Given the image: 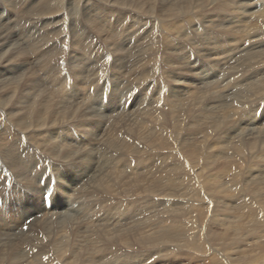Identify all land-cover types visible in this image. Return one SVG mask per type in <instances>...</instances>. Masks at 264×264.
Wrapping results in <instances>:
<instances>
[{
	"label": "bare ground",
	"instance_id": "6f19581e",
	"mask_svg": "<svg viewBox=\"0 0 264 264\" xmlns=\"http://www.w3.org/2000/svg\"><path fill=\"white\" fill-rule=\"evenodd\" d=\"M0 3V196L16 203L14 218L3 220L0 216V264H65L61 260L65 256L67 264H172L180 257L199 261L208 249H213L212 255L219 260L216 264H240V246L245 238L253 237L252 226L258 223L251 214L264 209V114L260 119L256 117L264 100V0ZM128 14L132 16V26L142 24L143 17L158 26L141 32V28L130 29V24H118L117 28L111 24L113 18L123 19ZM68 24L75 37L73 52L66 50ZM86 24L91 30L95 27L97 36H105L106 43L112 46L119 76L117 71L106 70L103 74L100 69L104 68L99 67L102 64L92 61L98 60L97 56H88L84 39L89 36L80 39L79 33ZM248 31L253 37L245 40ZM132 36L134 45L130 44ZM220 36L226 37V42L220 41ZM237 41V46L247 50L228 72L244 80L236 84L238 77L229 81L232 75L222 71L219 81L202 86L203 79L194 73H219L228 63L229 54L238 49ZM251 41L252 47L248 48ZM189 48L205 57L211 69L191 61ZM26 50L30 52L26 54ZM65 54L69 55L72 74L62 72L60 61ZM28 66L46 74L36 77L34 72L24 73ZM127 71L140 85L162 76L149 88L137 86L138 95L129 96L134 103L145 104L141 112L134 110L133 102L128 105L126 94L114 92ZM166 82L171 86L169 96H157L158 91H166ZM119 99L122 107L132 110L131 115L108 119L105 113L110 108V113L116 112L118 103L111 104ZM95 100L101 106V115L89 103L84 104ZM165 108H171L173 113L169 115ZM154 136H161V141L148 147ZM166 149L182 160L179 165H170L179 162L173 158L160 165L159 158L137 173L129 174L126 169L125 156L139 157ZM109 153L114 156L111 158ZM111 162L123 166L118 174ZM208 168V174L215 177L216 191L221 193L218 178L228 177L234 194V199L227 197L225 209L219 208L224 217L209 215L208 220L231 226L230 230L204 231L202 243L198 240L201 231L195 228L188 236V230H176L181 238H173L170 218L176 213L190 214L188 205L176 204L187 200L171 202L175 199L173 187L188 173L203 174ZM169 171L173 174L165 175ZM46 173L55 177L59 196L50 211L45 210L39 187ZM248 176L254 177L250 181L262 179L249 183ZM21 189L27 194L19 196ZM260 192L261 199L255 196ZM196 194V190H189L184 197ZM142 195L166 201L141 202L137 214L128 217L132 207L126 198ZM75 202L78 206L71 209ZM216 207L214 201L207 206L208 210ZM229 213L234 220H246L247 225L238 221L241 226H235L234 220L229 221ZM259 216V224H264V218ZM30 218L32 221L23 231L21 227ZM187 224L196 223L189 220ZM60 231L66 235L59 248L40 252L44 238ZM260 238L263 237L252 239ZM261 249L264 252V246ZM121 251L130 253L124 255ZM224 252L229 257H224ZM172 255L175 257L169 259Z\"/></svg>",
	"mask_w": 264,
	"mask_h": 264
},
{
	"label": "rangeland",
	"instance_id": "374dc122",
	"mask_svg": "<svg viewBox=\"0 0 264 264\" xmlns=\"http://www.w3.org/2000/svg\"><path fill=\"white\" fill-rule=\"evenodd\" d=\"M1 2L3 3V1H1ZM20 6L21 5L16 6V11L17 12L20 11ZM96 6L97 5H95V8H96ZM6 10H9V9H6ZM6 10L3 11L5 14L7 13ZM107 16L110 18L109 14H107ZM254 17L255 16H253V18ZM69 18H70V15H69ZM131 19H132L131 14H128L123 19H120V17H118V18L115 17V18L112 19L111 24L113 25V23H114L116 28L118 27V24H121V27H126V26H128L130 24V27H131L130 29L133 28L134 30H138L139 28H141V32L142 31H145L146 32L147 30L156 29L157 26H158V23L157 22L154 23L152 20L145 19L144 17H143V20H142V24H140V25L136 24V25L132 26L131 25L132 24ZM69 20H71V19H69ZM235 23H237V22H235ZM81 28H82V30H80L79 33H80V36H82V37H80V39L81 38L84 39L86 36H89V38H87V37L85 38L87 40L84 39L85 47L88 50L87 51L88 56L89 57L91 56L92 59L97 56V59L98 60H92V61L93 62L96 61L97 64H99V63L102 64L99 67L104 68V69H100L103 74H104V71L109 70L111 72L112 71H117V75L119 76V74H118L119 64H118V62L116 60V54L115 53H112V49H111L112 46L111 45H108L106 43L107 42V41H105V38L106 37L103 36V35H101L100 33H99L100 35L97 36L98 32H96L97 31L96 28L94 27L91 30L89 28V24H86V26L83 25V26H81ZM71 30H72L71 29V26H70V24H68L67 28L65 29L66 35L68 36L67 37V40H66V50H68L70 52L71 51L73 52V51L76 50V47L73 44V39L75 37H74L73 34H71L72 33V32H70ZM94 30H95V33L93 32ZM119 31H122V30H119ZM71 36H72V38H71ZM133 36H135V35H133ZM133 36L131 37V40H130V44L131 45H134L135 44V42L132 41ZM138 36H139V34H137V37ZM248 36H252L253 37V35L249 31L245 33V40L247 39ZM125 38H126V35H125ZM118 39H119V41H121L122 40V36H121V38L119 37ZM215 40H218V39H215ZM221 40L224 41V42H226L227 38L226 37H223V36L222 37L220 36V41ZM238 42L239 41H237L236 44H235L236 47H238V49L235 52H231L229 54V56L227 57L228 63L225 66H222L221 71L219 73L216 70L214 72H208L206 75L197 74L198 72H195L194 73L196 76L199 77L200 80L203 79V81L201 82V85L202 86H209L213 82L219 81V77L221 76L220 74H221L222 71H225L227 73V76L229 74L232 75L231 78L229 79V81H232L233 79H235L236 77H238V74L229 73L228 72L229 68L233 64H235V62L238 61L240 59V57L243 55V53L247 50V49H245V47L237 46V43ZM250 47H252V41H251L250 46L248 48H250ZM30 51H31V49H30ZM29 52H27V50H26V54H28ZM188 52L191 55V61L194 60V61L197 62V64H199V65L202 64L207 69H211V65H210L209 61L205 57H203L202 55H200L197 50H194L193 48H189L188 49ZM63 58L64 59L62 61H60V63L62 64V66H64V68L62 69V72L64 71L63 73H65V74H66V72H71V74H72L73 68H72V65L70 64L71 61L69 59V55L68 54H65ZM28 67L30 69H28ZM28 67H26V70L25 69L23 70L24 73H28V71L29 72H34V73H36L35 74L36 77H43L44 74H46L45 72L43 73L42 71L41 72H37L36 71L37 68H35V67H32V66H31L32 68L30 66H28ZM161 71L165 72L164 70H161ZM39 73H40V76H39ZM127 74L128 75L125 74L124 81L123 82H120L119 81V82L116 83L115 88H114V92L117 93L119 96H121L122 94H126L127 95V98H128V105H130V103L133 102L132 101V98H134L135 96L138 95L137 94L138 89H136L137 86H140V88H144V87L149 88L150 85L157 84L158 81H159V79H160V77H162V76H159L158 78H155V79H149L144 84L140 85L139 83L134 82V79L130 76V74H129L128 71H127ZM212 75H214V77H212ZM122 76L123 75H121V77ZM163 77L166 79L165 76H163ZM86 79H88V77ZM243 80H244L243 79V76H240V77H238L235 80V83L236 84L237 83H240ZM222 82L223 81H221V83ZM106 88L108 90L111 89L109 85ZM106 88H104V89H106ZM219 89H220V87H219ZM170 90H171L170 83L169 82H166V91H162V93H161V90L158 91L157 92V96H163L164 93H167V96H169ZM190 94L191 93H189V95ZM129 96H133V97L129 100ZM224 97L225 96L222 95V98H224ZM97 102L98 101L95 100V103L96 104L93 101L85 102L84 104L89 103V106L92 105L91 108L92 107L93 108L95 107L94 110H99V114H100V112H101V106H100L99 102L98 103ZM142 102L143 103H146L145 101H142ZM117 103L119 105V109L116 112L110 113V111H111V108H110V110L107 113H105V115L107 116V118L108 119L110 118L111 120H113L112 119V116L113 115H115L116 118L121 117V116L128 118L131 115L132 110L125 109L126 107H122L120 105V99L112 102L111 106H114ZM138 103L137 102L134 103V110L136 112H141V110L144 108V105L145 104L141 105V104H138ZM165 109H166V112L169 115H171L173 113V111L171 110V108L170 109L165 108ZM257 109L258 110L256 111V117L260 119L263 116V114H264V112H263L264 111V100H262L260 102V105H259V107ZM259 113H260V116H259ZM242 116H245V114L243 113ZM180 118H182V117H180ZM237 120L238 119L235 120L234 124H236ZM108 123L110 125H112V121H110ZM100 138H101V136L98 138V140ZM160 141H161V136H154L151 139H149V143L151 145L148 146V147H153L154 144H156V143H158ZM84 146L86 147L87 145L85 144ZM83 150H84V147H83ZM109 155H110L111 158L114 156V154H112V153H109ZM167 155H169L170 157H166ZM159 158H160V165L161 164L164 165V163L169 158H173V159H178L179 160L178 163H171L170 165H172V166H177L182 161V160H180L176 156V154L174 152L173 153H170V151H168L167 149L166 150H163V151L154 150V151H151V152L146 153L145 155H142V156H139V157H137L135 155H128V156H125L124 157L125 162L127 164L126 169L130 172L129 174H132L134 172L137 173L141 168H143L145 166L148 167L150 165V163L156 162V159H159ZM224 160L222 159L220 161L223 162V163H225ZM220 161H219V164H222ZM110 166L112 168H117V174L120 171L119 169L121 167H123L121 164H118L117 162H111ZM156 167H157V165H155V168ZM208 171H210L209 168L206 169V172L203 173V174H201L199 172L188 173L187 175L183 176L179 180L178 184L175 187H173V193H174L175 199L174 200H171V202L172 203H176L178 201H181L182 199L187 200L186 202H178L176 204H179V205H188L189 206L188 212H190L189 215H186L185 213H176L175 215H173L170 218V221H169L170 222V225H171L170 232H173L171 234V236L173 238H181V237H179L180 236L179 235L180 232H175L176 230H188V232H187V236H188V234H190L193 231V229L195 228L196 231H201V235L198 237V240H199L200 243H202V240H203V232L204 231H214L216 233H222V232H224L227 229L230 230V227L231 226H227L226 227V226H221V225H219L217 223H210L209 220H208V217H209V215L217 216L218 218L224 217V215L221 216L223 214V212H222V209H219V208L220 207H223L225 209L226 206L229 204V202L227 200V197H230V199L231 198L234 199V194L230 191V186L228 184V177L229 176H230L229 178L232 177L231 175H232V173L234 171V167H232V171H230L228 177H219L218 178V180L220 181V183L222 185V187H221V193H218L216 191V189H215V181L213 180L215 177L209 175L208 174ZM171 174H173V172H170L169 171V172H166L165 173V175H171ZM253 175H260V173L259 172H253ZM135 176H137V175H135ZM133 177H134V175H132V177H131L132 180H133ZM253 178L254 177L248 176L247 181L249 183H252V182H256V181H259V180L262 179V177L261 178L259 177V178L255 179L253 181H250ZM189 190H196L197 194L195 196H193V197H191V196L184 197V193L187 192V191H189ZM246 192H247V195H248L249 194V191H246ZM243 196H244V193H243ZM253 196L254 195H251V197H253ZM255 196H259V198H260V197H263V194L260 192V193H257V195H255ZM255 196H254V198L257 200L258 197L256 198ZM251 197H250V199H251ZM126 199H127V201L129 202V204L132 207V209L130 210V212L128 214V217H131V216L137 214V212H138L137 210L139 209L138 204H140L141 202L159 203V202H162V201H166V199H162V198H159L157 196H152V195L131 196V197H128ZM212 201H214V203L217 205V207L216 208H213L211 210H208L207 206ZM233 206H235V204ZM262 206L261 207L264 208V203L262 204ZM261 210H262V212L260 213ZM261 210H255L251 214V215L255 216L258 219V223L254 224L252 226L253 228L251 229V232H252V236L253 237H247V238H245V240H243V242H242V245L240 246L241 247L240 248V251L243 250L242 251V254L239 257L242 260V261L240 260L241 261L240 264H264V258H262V256H264V252L263 251H260V250H262L261 249V246L262 247L264 246V239H263L264 238V224H262V223H261L262 225L259 224L260 223V220H262V219H261V216L257 217L259 214H261L262 217L264 218V213H263L264 212V209H261ZM239 213H240V215L242 214L241 212H239ZM229 215H231V214L229 213ZM192 216H195L196 218H191ZM231 216H232V219H230L229 221H233L234 220L233 219L234 216L233 215H231ZM66 217H69V216H66ZM189 220H194L196 224L194 226L188 225L187 222ZM234 221H235V224L234 225L235 226H238V227L241 226L238 221H241V223L243 225H247L246 224V220L245 221H242V219H238L237 218ZM229 224L230 225H233V222H230ZM96 226L97 227H100V223H96ZM106 226H109V225H106ZM90 228H91V226H90ZM92 228H94V227H92ZM235 229H236V227L232 228L231 232L235 231ZM22 230L25 231V229H22ZM65 235L66 234H64L63 231H60L59 233H54V234H52L50 236L45 237L44 240L42 241V244L40 245V248H38L39 251L40 252H51V250L59 248V246H60L63 238L65 237ZM260 236H262L263 238H260L257 241L253 240V239L258 238ZM216 244L218 245V243H215V245ZM226 247H229V246L227 245ZM250 247H252V248H250ZM165 248H168V247H165ZM215 248H217V246H215ZM248 248H250V249H248ZM229 249H231V248L229 247ZM35 250H37V248ZM212 250L213 249H208V251L206 253L203 252L200 255L202 257H201V259L199 261H196V260L188 261V260H185L182 257L184 259L183 260L180 257V258H176L175 260H172V262H173L172 264H216V263H220L219 260L216 257H214V255H212L214 253V252L212 253ZM236 250H238V249H236ZM93 251H94V248H93ZM227 251H228V249H227ZM121 252L124 255L126 253H130V252H127V251H121ZM95 253H97L96 250H95ZM194 254H195V252H194ZM43 256L46 257L45 254ZM223 256L224 257H229L225 252L223 253ZM231 256L234 257L235 256V253L232 252L231 253ZM174 257H175V255H172L169 259H173ZM250 257H251V260H250ZM65 258H63L61 260H64V263L65 264L69 263V261H68V259H67L66 256H65ZM169 259H167V260H169ZM245 259H246V261H245ZM45 260H48V259H45ZM248 261H249V263H248ZM250 261H252V262H250ZM22 264H27V262H23ZM49 264H51V263H49Z\"/></svg>",
	"mask_w": 264,
	"mask_h": 264
}]
</instances>
